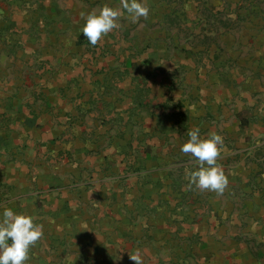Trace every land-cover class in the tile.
Returning a JSON list of instances; mask_svg holds the SVG:
<instances>
[{"label":"crops","instance_id":"crops-1","mask_svg":"<svg viewBox=\"0 0 264 264\" xmlns=\"http://www.w3.org/2000/svg\"><path fill=\"white\" fill-rule=\"evenodd\" d=\"M146 3L147 19L125 11L96 46L0 29V220L8 208L43 225L25 264H135L137 250L154 264L171 228L191 229L197 261L264 264V1ZM194 128L223 138V195L189 188Z\"/></svg>","mask_w":264,"mask_h":264},{"label":"clouds","instance_id":"clouds-1","mask_svg":"<svg viewBox=\"0 0 264 264\" xmlns=\"http://www.w3.org/2000/svg\"><path fill=\"white\" fill-rule=\"evenodd\" d=\"M189 8L185 5V9ZM125 11L133 23L140 18L147 19L149 7L146 0H120L117 8L104 5L99 10H92L84 16L86 23L81 31L92 46H96L110 32L121 27L119 21L125 16ZM83 16V14H82ZM200 129L194 128L187 132L190 139L181 146V152L191 155L197 170L187 171L189 188L195 186L201 192H215L223 195L229 184L222 166L217 162L223 149L222 136L212 132L207 138H201ZM91 196V194H90ZM43 237V225L34 223V217L26 214H16L6 208L3 219L0 220V264H25L29 251ZM135 264H143L139 250L129 254Z\"/></svg>","mask_w":264,"mask_h":264},{"label":"rangeland","instance_id":"rangeland-1","mask_svg":"<svg viewBox=\"0 0 264 264\" xmlns=\"http://www.w3.org/2000/svg\"><path fill=\"white\" fill-rule=\"evenodd\" d=\"M94 9H96V5L86 0H0V29L18 28L22 31L21 35H24L25 39L33 38L35 43H42L43 41L46 42L48 38H53L51 32L48 34L47 31L44 30H47V28H55V37L53 39L60 49H62L60 45L64 43L75 44L85 42L91 46L87 38L83 34H79V31L86 23L84 16ZM209 17L211 16L209 15ZM258 23H260V21ZM261 24L264 25V22ZM59 48H57V53L60 50ZM248 118L251 120L252 117L249 116ZM241 129L238 128L237 125H233L231 154L233 171H241V168L235 169V166L242 158H245L246 155L244 148L247 145L245 143H238L240 139L244 138V129ZM259 140L260 138L255 140V142ZM255 154L258 155V153ZM245 159L246 161L248 160L247 157ZM189 169L191 170V168ZM175 170L176 169H173V171ZM241 182L242 180L240 179H233V205L239 203L240 199L246 198V194L243 195V193L239 191V183ZM190 199V197L187 198L189 201ZM235 208L237 207L233 206L231 214L235 212ZM188 214L191 216V213ZM186 216L187 214L184 217L186 218ZM190 230V228L168 229L167 234H169V237L167 244L162 243V249L164 248L163 246L167 245V253L161 261H154V264H209V260L207 259L201 258L197 261L195 257H192L193 239L196 237L190 236L188 233ZM182 233L184 235H180ZM178 241H183V243L180 244ZM244 241L249 243L251 247L256 246L249 240L245 239ZM198 242H200L201 252L207 251L209 246L203 243L200 238H198ZM211 248L214 247L212 246ZM215 259H219L217 262H221V258L216 257Z\"/></svg>","mask_w":264,"mask_h":264}]
</instances>
